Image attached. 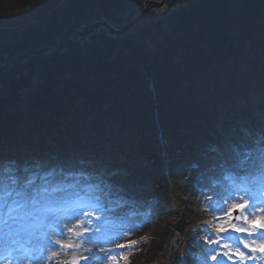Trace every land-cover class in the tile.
Masks as SVG:
<instances>
[{"label":"trees","instance_id":"1","mask_svg":"<svg viewBox=\"0 0 264 264\" xmlns=\"http://www.w3.org/2000/svg\"><path fill=\"white\" fill-rule=\"evenodd\" d=\"M143 1L0 0V66L103 16L117 27L133 22ZM167 7V17L150 11L121 37L102 30L80 44L71 35L6 69L0 157L51 163L58 154L67 168L101 175L140 200L164 179L159 131L171 171L182 158L218 163L204 147L222 144L236 100L251 132L264 133V0H168ZM171 181L175 187L173 174ZM185 216L182 256L196 264L201 235L189 233L195 222ZM165 248L154 236L138 261L152 264Z\"/></svg>","mask_w":264,"mask_h":264},{"label":"snow or ice","instance_id":"2","mask_svg":"<svg viewBox=\"0 0 264 264\" xmlns=\"http://www.w3.org/2000/svg\"><path fill=\"white\" fill-rule=\"evenodd\" d=\"M256 144L255 149H249L242 143L232 148L236 158L235 167L240 173H244L239 176L242 183H235L237 173L232 171L226 172L224 179L232 180L233 186L238 188L239 192L229 193L228 196H222L219 200H215L211 193L205 195L208 201L205 212L214 216L216 231L244 233L252 243L238 241L243 244V248L248 249V253L236 247L230 256L227 252L219 251L227 247L221 243L219 236H209L206 243L218 246L217 249L211 247L208 249L212 253V260H217L218 256H228L232 259V264H244L246 260L253 258L250 253L257 251L264 253V215H255L257 211L264 213V207L261 206L264 203V139L257 140ZM208 151L216 152L217 148L210 147ZM246 165L255 168V175L248 172ZM72 196L81 201L87 198L88 206L78 205L80 211L77 220L81 216L85 220L81 221L75 229L68 227L67 233L72 234L69 242L65 243L68 235L61 229L58 233L53 232L49 235L45 242L38 244L36 250L42 254V259L38 257L40 264H56V258L61 254L72 257L66 264H82V262L108 264L109 261L117 264L120 253L112 248L104 247L107 240H112V237L107 239L101 237L103 228L99 222L105 219V213L112 212L115 207L124 208L127 202L115 191V186L108 179L83 170L73 171L65 164L0 157V234L6 242L19 243L14 237L20 225L30 221L47 220L50 214H54L57 210L56 205L67 201ZM229 198L232 201L239 199L243 203H233L231 207H225ZM216 208H221L223 214L229 219L221 223L220 216L215 213ZM233 212L237 215L233 216ZM125 215L130 217L135 213L129 209ZM93 220L97 221L94 228ZM241 220L247 224V227L239 223ZM131 231L132 229H128L121 235L125 236ZM201 231L204 230L201 229ZM257 239L261 243L253 246ZM112 242L116 243L115 240ZM119 246L131 247L132 245L120 244ZM25 264H31V261H25Z\"/></svg>","mask_w":264,"mask_h":264},{"label":"rangeland","instance_id":"3","mask_svg":"<svg viewBox=\"0 0 264 264\" xmlns=\"http://www.w3.org/2000/svg\"><path fill=\"white\" fill-rule=\"evenodd\" d=\"M252 97L254 102L259 100L258 94L254 93ZM240 103H242L241 99ZM235 106V108L238 107L237 105ZM232 115L236 118V120H229L231 121V125L230 128H228L223 145L218 146L214 144L212 146L206 147V149H209L210 147L217 148L216 152L210 153H214L213 158H221L222 162L218 166L203 165L201 167H194V165H197L195 162L182 160L178 165H176L173 170L176 178V194L179 198V202H176L177 204L179 203L178 206L180 210L184 214H187L189 217H191L193 222L197 221V223H199V226L203 225L205 230L209 232V234L204 235V248L196 249L201 251L197 253L200 259V264H232V259H229L228 256H218L217 260L211 259L212 253L208 251L209 247L217 249L218 246L215 244L209 245L208 243H206V240L209 238V236L220 237V235L216 231V222L214 220V216L205 212V208L208 204V201L205 198V193H211L215 200H219L222 196H228L229 193L239 192L231 188L228 180L224 179V175L228 171L236 172L239 175L244 174L240 173L239 170L235 167L236 158L232 152V148L233 146H238L242 143L249 149H255L257 147L256 141L264 139L263 135L257 138L251 135V132L246 126V119L242 117L239 108L233 111L230 117H232ZM256 115H258V112H256ZM259 116H261V114ZM236 122H238L237 127L241 129L244 135L241 136L237 134L234 126ZM248 145H250L251 147H249ZM30 160L33 159L29 157L27 161ZM54 161L55 163H58L59 156H56L54 158ZM245 168L252 175H255L254 167H249L248 165H246ZM166 172L167 169L165 167L164 180H161L160 183L155 184L154 187L159 194L156 199L160 200V207L164 211L155 220L147 221L142 218L130 221L129 216L123 219L113 220L110 217V212H108L104 214L105 219L99 222L101 227L103 228V232L100 234L101 237L105 239H107V237H112V240L116 241V243H113L112 240H107V242L104 244L105 248H110L120 243L124 245H132L126 251L120 254V258H118L117 264H136L141 256L143 247L147 246L150 239L154 236H158V238H161L166 247L165 252L163 251L160 253V256L154 264H178L182 260L179 248L182 247V241L184 238H180V236L176 237L175 233V224L177 219L180 218L181 215L179 209H177L174 205L175 199L173 197V193L169 191L172 188V183L168 175H166ZM213 181H216L217 183L213 184ZM113 185L115 186V191L120 196L125 197L132 195L129 189H125V187L121 185ZM69 191H71V189H69ZM77 201L78 199L72 196L67 200L69 204L67 203L63 205V208L61 210L57 209L54 214H50L47 220H44L43 222L39 220L34 222L30 221L27 224L20 225L16 236L20 233H24L27 234L32 240H38L43 243L47 240L49 235L53 234V232L58 233L61 229H63L65 233H67L68 227H72L75 229L76 226L81 223V221L85 220V218L82 216L79 220H77V216L79 215L80 211ZM147 201L148 198L139 202H135L133 206H143L145 205V203H147ZM233 203H243V201L239 199L232 201L231 198H229V202L225 205V207H231V204ZM60 205L61 204H59L58 206ZM261 206L264 207L263 205ZM68 207H70L69 210L64 209ZM128 211V209L121 210V212L124 213H127ZM215 213L216 215L220 216L221 223L229 219L226 215L223 214L221 208H216ZM235 215H237V213L233 212V216ZM255 215L261 216L264 215V213L257 211ZM239 223L242 226L247 227V224H244L243 220H241ZM96 224L97 221L93 220L92 227L94 228ZM211 226H213V229L211 228ZM225 227H227L226 224ZM128 229H132L131 233L122 236L121 234L126 233ZM67 235L68 240H65V243L69 242L72 237L71 233H67ZM16 236L14 238H16ZM60 239L63 240L64 237H60ZM220 239L221 243L227 245V247L219 249L220 252H227L231 256L235 248L239 247L241 251L248 253V249L243 248V244L239 246L229 242L225 238L220 237ZM243 240L247 241L249 244L252 243L251 239L248 236H244ZM9 243L10 242H6L2 234H0V249L4 245H7ZM260 243L261 241L257 239L256 244L253 246H258ZM101 254L103 255V253ZM250 255H252L253 258L246 260L244 264H264V253L257 251L255 253H250ZM40 258L42 259V255L40 256ZM71 258V256H63L61 254L60 257L56 258V264H66V262ZM147 262L148 261L143 259L138 263L147 264ZM0 264L12 263L5 262ZM18 264H25V261L21 260ZM31 264H40V260L36 259L34 261H31ZM82 264H84V262H82ZM108 264H112V261H109Z\"/></svg>","mask_w":264,"mask_h":264},{"label":"water","instance_id":"4","mask_svg":"<svg viewBox=\"0 0 264 264\" xmlns=\"http://www.w3.org/2000/svg\"><path fill=\"white\" fill-rule=\"evenodd\" d=\"M167 2L168 0H144L142 6L138 7L137 18L133 22H130L122 27H117L113 25L106 17L103 16L97 20L84 23L78 28H67L65 29L64 34L57 41L48 43L40 50L31 49L27 53H24L22 55L19 54L14 57L13 61L4 64L3 66H0V75L10 66L16 64L18 61L22 59H28L34 55H42L47 51L48 47L54 46L58 43L62 44L71 35H75L80 44L88 42L89 37L91 35L98 34L102 30L106 31L108 37L118 38L131 31V29L136 28L138 24L146 17L147 13L150 11H157L159 14L163 15L164 17H167ZM176 233L181 237H184V235L186 234V219L183 215L176 222Z\"/></svg>","mask_w":264,"mask_h":264},{"label":"bare ground","instance_id":"5","mask_svg":"<svg viewBox=\"0 0 264 264\" xmlns=\"http://www.w3.org/2000/svg\"><path fill=\"white\" fill-rule=\"evenodd\" d=\"M157 213V212H156Z\"/></svg>","mask_w":264,"mask_h":264}]
</instances>
